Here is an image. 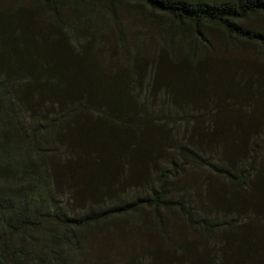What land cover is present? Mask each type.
<instances>
[{
    "label": "trees",
    "instance_id": "trees-1",
    "mask_svg": "<svg viewBox=\"0 0 264 264\" xmlns=\"http://www.w3.org/2000/svg\"><path fill=\"white\" fill-rule=\"evenodd\" d=\"M25 1L57 29L0 0V264H264V0Z\"/></svg>",
    "mask_w": 264,
    "mask_h": 264
},
{
    "label": "rangeland",
    "instance_id": "rangeland-1",
    "mask_svg": "<svg viewBox=\"0 0 264 264\" xmlns=\"http://www.w3.org/2000/svg\"><path fill=\"white\" fill-rule=\"evenodd\" d=\"M6 2L10 5H13V7L16 6L17 8H23L30 12L39 25L48 29H57L52 17L43 9L42 6L25 0H6ZM107 2L110 3L109 0H107ZM126 21L128 25L126 26V28L124 26L122 28L125 29L124 33L128 36L131 42H133V40H136L138 37L143 36V38H146L145 40L147 41L157 38L161 39L162 36L165 37L164 34L166 33L163 34L161 32V25L163 21H158V18L151 16L147 12L133 10L132 14L128 13L126 15ZM259 22L261 23V27L264 28V19H260ZM104 23V38L106 41V45L109 48L114 49L116 44V31L114 32L113 30L117 29L119 25L117 26L114 23L105 21ZM135 31L137 32L135 33ZM140 95L143 96L142 91Z\"/></svg>",
    "mask_w": 264,
    "mask_h": 264
}]
</instances>
